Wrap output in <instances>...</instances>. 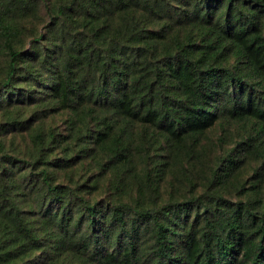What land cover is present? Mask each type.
I'll use <instances>...</instances> for the list:
<instances>
[{"label": "trees", "instance_id": "1", "mask_svg": "<svg viewBox=\"0 0 264 264\" xmlns=\"http://www.w3.org/2000/svg\"><path fill=\"white\" fill-rule=\"evenodd\" d=\"M40 8L47 29L25 49L22 22ZM0 54V264H264V0H0ZM58 111L69 136H44L39 121ZM221 120L253 133L206 158L200 139ZM31 130L32 158L6 150ZM53 144L62 158L49 163ZM249 156L262 179L245 191ZM95 158L119 177L108 200L88 198L100 175L57 181ZM197 164L205 191L145 204Z\"/></svg>", "mask_w": 264, "mask_h": 264}, {"label": "rangeland", "instance_id": "2", "mask_svg": "<svg viewBox=\"0 0 264 264\" xmlns=\"http://www.w3.org/2000/svg\"><path fill=\"white\" fill-rule=\"evenodd\" d=\"M48 22L49 19L47 17L46 11L42 8L39 9L37 15H35L33 18L30 17L27 21L22 22L23 27L20 31L22 34V46L25 49H27L28 46L31 47V42L38 39L40 35L45 33ZM3 66L4 59L2 54H0V79H2L3 75ZM23 109L25 110L26 115L31 114L33 110H35L29 109V111H27L28 109L25 107H23ZM69 120L70 114L67 112L58 111L54 114L48 113L39 121L38 129L43 133L44 136L52 130V132L57 136V139L59 136L60 138L63 136H69V132L71 131L70 125L68 126ZM3 122L4 121L0 113V125H2ZM33 129L34 127L32 130ZM32 130L18 135L4 137L3 139L6 150L11 153L18 154V156L21 157L32 158L35 155L36 150L34 147V141L31 139V135L33 133ZM252 133L253 132L251 131L249 124L234 122L231 120H221L204 133L200 139L201 146H204L205 148V155H207L206 158H212L214 156H219L220 154L223 155L230 152L231 148L234 146H236V150L239 151L238 148L240 146L238 143L246 140V138ZM54 146L55 145L53 144L49 148L52 149ZM44 154V160L49 163H56L58 162V159L62 158L61 149H57L56 146L51 151L46 150ZM252 158L253 157L251 156L247 157L241 169L236 172V181L239 182L238 185H241L245 191L250 188L256 178H259L257 176H260V178L262 177V171H260L261 161ZM193 160H196V157ZM98 162L99 159L97 158L88 159L74 164L72 169L69 171L55 169L53 172L55 173L58 182H66L67 176L70 172L73 173L74 179L78 181L84 177H90V181H93L95 176L100 175L98 178L99 189L93 194L88 195V198L92 202L102 201L105 199L108 200L111 197L110 192H112V190L107 189V183L109 180H112V182L116 181L119 177L106 174L108 169L98 166ZM197 168L198 164L194 167L193 175L187 174L186 177L180 178L179 183L175 181V183L178 185V187L175 189H171L165 183H162L156 193L152 194L148 191L144 193L143 196L145 200L143 201H145V204H160V202L162 203L169 198H181L182 196L190 193H200L205 191L206 185L203 184V180L196 178ZM255 174L257 176H255ZM103 175L105 176L102 177ZM125 180L128 182L127 177H125ZM233 183H235V179L233 180ZM126 184L127 186H124L123 191L121 188V192H123L121 194L122 199L129 202H134L138 198L136 185L132 181ZM220 191L224 193V197L231 199L232 201L242 198L240 191H238V187H235L234 185H229L227 188H222ZM148 240H150L149 235H144L142 231V233H140L139 244H141L140 246L144 251L149 247L150 241Z\"/></svg>", "mask_w": 264, "mask_h": 264}]
</instances>
